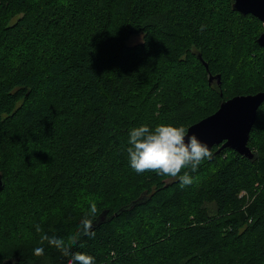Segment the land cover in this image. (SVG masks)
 Instances as JSON below:
<instances>
[{
	"label": "trees",
	"instance_id": "obj_1",
	"mask_svg": "<svg viewBox=\"0 0 264 264\" xmlns=\"http://www.w3.org/2000/svg\"><path fill=\"white\" fill-rule=\"evenodd\" d=\"M263 31L232 0H0V264H68L42 236L67 240L91 202L72 251L96 264H264V102L253 157L213 146L191 186L126 151L133 127L264 91Z\"/></svg>",
	"mask_w": 264,
	"mask_h": 264
},
{
	"label": "clouds",
	"instance_id": "obj_2",
	"mask_svg": "<svg viewBox=\"0 0 264 264\" xmlns=\"http://www.w3.org/2000/svg\"><path fill=\"white\" fill-rule=\"evenodd\" d=\"M204 26H201L203 30ZM127 154L130 167L137 173L148 171L157 175L178 178L181 188L191 186L194 177L191 173L197 171L203 160L211 159L212 152L208 145L193 134L188 135V130L183 126L172 124H158L154 128L147 124L133 127L128 131ZM190 169V171H183ZM182 173V174H181ZM100 215L96 202H91L88 210L83 213L77 232L67 240L56 235L44 234L42 242L46 241L57 249L62 256L70 257L68 264H96V258L87 252L72 251L81 237H95L93 230L95 221ZM41 232L40 225L35 226ZM83 247V245H80ZM36 257L45 254L44 247H36L33 251Z\"/></svg>",
	"mask_w": 264,
	"mask_h": 264
},
{
	"label": "water",
	"instance_id": "obj_3",
	"mask_svg": "<svg viewBox=\"0 0 264 264\" xmlns=\"http://www.w3.org/2000/svg\"><path fill=\"white\" fill-rule=\"evenodd\" d=\"M232 9L243 15H253L264 23V0H232ZM256 42L260 47H264V31L259 34ZM216 77L219 78L220 75ZM263 102L264 91L224 99L213 113L189 125L188 135L195 134L210 150L213 146L219 147L217 151L230 148L251 159L254 152L249 147L248 140L258 108Z\"/></svg>",
	"mask_w": 264,
	"mask_h": 264
},
{
	"label": "rangeland",
	"instance_id": "obj_4",
	"mask_svg": "<svg viewBox=\"0 0 264 264\" xmlns=\"http://www.w3.org/2000/svg\"><path fill=\"white\" fill-rule=\"evenodd\" d=\"M139 38L140 37H138V36H135V37H132L131 39H130V43H134V42H137V41H139ZM258 141H263L264 142V134H263V136L261 137V138H259L258 139ZM255 147H254V149H253V151H255ZM17 179V178H16ZM16 183L14 182L13 183V180L9 183V188L11 189H13V187H14V185H15ZM245 198V200H249V198H250V196H249V194H248V192L246 193V196L244 197ZM26 237H27V235H26ZM28 238V237H27ZM25 234L23 233V235H22V237H21V239L18 241V242H20V243H24L25 241Z\"/></svg>",
	"mask_w": 264,
	"mask_h": 264
},
{
	"label": "flooded vegetation",
	"instance_id": "obj_5",
	"mask_svg": "<svg viewBox=\"0 0 264 264\" xmlns=\"http://www.w3.org/2000/svg\"><path fill=\"white\" fill-rule=\"evenodd\" d=\"M234 151V150H233ZM253 151V150H252Z\"/></svg>",
	"mask_w": 264,
	"mask_h": 264
}]
</instances>
